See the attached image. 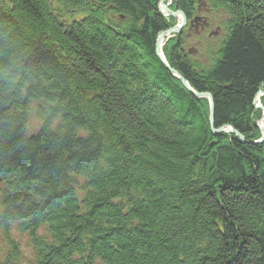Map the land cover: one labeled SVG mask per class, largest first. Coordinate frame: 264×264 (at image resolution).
I'll list each match as a JSON object with an SVG mask.
<instances>
[{"label": "trees", "instance_id": "1", "mask_svg": "<svg viewBox=\"0 0 264 264\" xmlns=\"http://www.w3.org/2000/svg\"><path fill=\"white\" fill-rule=\"evenodd\" d=\"M172 1L191 21L197 1ZM63 4L81 19L61 22L50 0H0L8 239L16 223L33 226L20 231L37 241V264H264V142L254 106L264 86V0H210L232 19L208 68L187 58L180 39L165 49L170 68L212 96L214 129L232 127L246 144L213 134L208 100L157 57L171 29L159 0ZM38 101L45 126L27 139ZM71 176L88 180L83 205Z\"/></svg>", "mask_w": 264, "mask_h": 264}, {"label": "rangeland", "instance_id": "2", "mask_svg": "<svg viewBox=\"0 0 264 264\" xmlns=\"http://www.w3.org/2000/svg\"><path fill=\"white\" fill-rule=\"evenodd\" d=\"M196 1H197V7L195 11L196 14L193 15L191 21L188 20L187 24L184 27H182L183 29L181 34H176V35L170 34V36L164 39V43L163 42L159 43V38H158L157 57L160 60L162 57L165 60L167 67L169 68L170 66L167 63L165 56V49L167 44L170 42V40L180 39L183 44L182 47L184 50V54H186L187 58H189L193 64L199 65L203 68H208L211 65H213L215 61L219 58L221 47L228 37L229 22L232 19L228 9L218 6V4L215 5V8H212V4H210V0L209 1L196 0ZM50 4L54 14L58 18H60V21L63 23L69 24L73 20H80L82 17L83 13L80 11H74V10L68 11L64 7L63 0H50ZM159 9L164 14H166L165 18L168 19L171 29L181 27L183 22L179 24L175 20V18L170 15L169 11L177 12L175 11V4L172 0H159ZM198 20H202V21L201 22L199 21L200 23L196 24ZM192 24L195 26H193ZM207 24H209L208 25L210 27L209 32H212V35L209 36V32L204 33L202 35L199 34V31H201L202 26L206 27ZM161 44H163V46ZM158 50L160 52L161 57L158 55ZM173 77L176 78L175 75H173ZM190 88L192 89L191 86ZM193 91L197 93L195 90ZM41 107H43V105L39 101L33 102L29 106V122L27 123V127L25 128V134H27V139H31L32 137L37 136L41 132V129H43L45 126V120L41 119L40 117ZM261 109L260 111H262ZM260 114L261 117H263V113H256L255 119H258ZM57 125H59L58 122L54 124V126L56 127ZM257 127L260 129L262 136H264V128L258 125V122H257ZM258 143H260V141H258ZM71 179H73L71 182V186L74 188L76 192L75 194L80 196L81 199H79V197L78 199L80 201V204L83 205V203H81L83 201L82 196H87L86 190L82 192L80 191L85 187V184L88 182V180L76 176H71ZM4 191L5 189L3 187L0 196L2 195V193H4ZM20 224L21 223H16L15 225L12 226L11 228L12 235L10 237V240L8 239V236L5 234L3 229L0 228V264L5 260L8 262V264H11L12 260L8 259L7 256H9V254L11 255L14 253L13 248H15V253H14V255L16 256L15 263L37 264L36 260L34 259L35 258L34 247L31 243L30 235L22 233L20 231V226H21ZM46 232H47L46 229L41 230L39 232V237L45 235ZM13 238L16 239V242H13ZM13 243L16 244L17 246L13 247L12 246ZM95 264H100V261L95 262Z\"/></svg>", "mask_w": 264, "mask_h": 264}, {"label": "bare ground", "instance_id": "3", "mask_svg": "<svg viewBox=\"0 0 264 264\" xmlns=\"http://www.w3.org/2000/svg\"><path fill=\"white\" fill-rule=\"evenodd\" d=\"M175 20L179 24L183 22L182 16H178ZM162 42L164 43V40ZM161 45L163 46V44H161ZM254 106H255V109H256V112L257 113H263V117H260V119L257 121L258 122V125L262 126V128H263L264 127V86L261 87L259 93L257 94L256 98L254 99ZM210 107H211V105H210ZM261 108H263V109H261ZM260 109L262 111H260ZM211 128H212V126H211ZM213 128H214V124H213ZM226 130L228 132H226ZM232 130L235 131L232 127L215 129L214 132H213V134L216 135V134H219V133H223V134H227L229 136H235V138H237L242 144H246L247 140L244 137H242L237 131L232 132ZM263 138H264V136H262V139ZM71 180H73V179H71ZM32 224H37V222L35 221ZM32 228H33V226L20 227V229H23V230H30ZM11 231H12V229H11ZM49 236L50 235L46 232L45 235H43V236H41L39 238L40 239H45V238H47ZM82 241H84V239H82ZM13 242H16V239L15 238H13ZM35 242H37V241H32L31 240L32 245H34ZM72 254H74V253H72ZM11 255H13V256H11ZM11 255L9 254V256H7V258L10 259V260H16V259H14V258H16V256L14 254H11ZM46 255H49L48 252L46 253ZM10 256L11 257H14V258H11Z\"/></svg>", "mask_w": 264, "mask_h": 264}, {"label": "water", "instance_id": "4", "mask_svg": "<svg viewBox=\"0 0 264 264\" xmlns=\"http://www.w3.org/2000/svg\"><path fill=\"white\" fill-rule=\"evenodd\" d=\"M160 12L166 17V14H164L161 10ZM170 12V15L173 16L175 19L178 16H182L183 18V24L181 25V27L175 28V29H171L168 30L167 32L162 33L159 36V43H161L166 37L170 36V34H181L182 32V27H184L187 24V17L185 16L184 13H182L181 11H177V12ZM158 55L161 57L160 52L158 50ZM161 60L164 62L165 66L167 67V64L165 63V60L161 57ZM169 69V71L176 76V78L181 82V84L185 87V89H187L190 93H192L195 97H197L198 99H208L211 105V126H212V130L214 132V128H213V124H214V104H213V98L210 94H197L195 93L190 86L188 85V83L175 71L171 70L169 67H167ZM263 109V108H262ZM227 128V127H226ZM264 128V127H263ZM226 132H228L226 130ZM232 132H235L232 130ZM264 142V138L262 140H260V143Z\"/></svg>", "mask_w": 264, "mask_h": 264}, {"label": "flooded vegetation", "instance_id": "5", "mask_svg": "<svg viewBox=\"0 0 264 264\" xmlns=\"http://www.w3.org/2000/svg\"><path fill=\"white\" fill-rule=\"evenodd\" d=\"M215 1H217V0H215ZM205 5V4H204ZM206 6V5H205ZM208 9H209V7H208ZM202 21V20H198V22H196V24H199L200 22ZM194 24V23H193ZM192 24V25H193ZM209 24H207L206 25V27L205 26H202V29H201V31H199V34H204V33H207V32H209V26H208ZM193 26H195V25H193ZM208 26V27H207ZM212 35V32H209V36H211Z\"/></svg>", "mask_w": 264, "mask_h": 264}]
</instances>
